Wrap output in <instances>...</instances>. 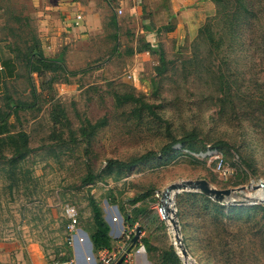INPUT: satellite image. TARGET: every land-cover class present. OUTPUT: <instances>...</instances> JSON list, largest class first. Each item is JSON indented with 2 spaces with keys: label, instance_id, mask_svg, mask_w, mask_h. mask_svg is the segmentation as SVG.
Instances as JSON below:
<instances>
[{
  "label": "rangeland",
  "instance_id": "obj_1",
  "mask_svg": "<svg viewBox=\"0 0 264 264\" xmlns=\"http://www.w3.org/2000/svg\"><path fill=\"white\" fill-rule=\"evenodd\" d=\"M172 4L101 5L96 12L117 18L116 30L55 36L50 57L63 51L65 71L24 75L4 87L0 124L17 146L26 134L30 152L14 157L8 134L0 139V240L33 245L36 262L39 255L40 264H52L69 248L64 206L76 208L79 227L90 234L93 200L104 220L115 213L118 221L124 215L134 220L160 264L162 250L175 252L158 211L161 192L203 179L236 191L221 204L199 193L176 195L188 263L264 264V209L253 208L264 207L258 202L263 191L253 190L264 181V0ZM130 98L152 105L159 119ZM185 136L195 138L162 152ZM147 153L152 156L133 168L105 169L109 160ZM217 160L230 171L225 179ZM89 172L97 176L93 181ZM231 199L242 200L236 206L244 209L229 212ZM23 252L22 258L29 254Z\"/></svg>",
  "mask_w": 264,
  "mask_h": 264
},
{
  "label": "crops",
  "instance_id": "obj_2",
  "mask_svg": "<svg viewBox=\"0 0 264 264\" xmlns=\"http://www.w3.org/2000/svg\"><path fill=\"white\" fill-rule=\"evenodd\" d=\"M104 1L107 3L114 2V0H0V96L4 92L5 86L14 84L24 75H31L30 77L35 75L29 71L27 57L25 58L23 55V51L31 46L33 40L36 42V52H41L47 59H55L64 56L62 51L57 57H50V53L54 54V52H51L49 47L53 49L55 36H60L65 40L71 38L75 31L79 34L77 38H83L92 32L97 34L103 32L107 26L112 27V30L115 29L117 18H114L111 13L108 18H101L96 12L101 5L108 8ZM171 2L173 3L172 7L175 8V0H171ZM176 4L179 5L178 2ZM198 4L201 5L202 3ZM178 14L182 20L184 19L183 16L186 15L181 11ZM76 16H81L77 25L74 23ZM68 43L71 41L69 40ZM65 48L68 50L67 46ZM76 52L81 54L80 50ZM62 61L64 62V59ZM113 216L118 218L117 213ZM113 216L104 220L109 228L110 248L106 249L109 252L119 248L122 229L128 228L124 226L123 220L114 222ZM79 230L80 236L85 238V243L75 242L74 247L67 248L65 255L75 259L77 264H87L85 257L89 255L96 258L100 250L95 252L89 233L80 227ZM139 230L142 239L146 232L140 228ZM26 246L18 240L1 239L0 264H40L39 255L38 262H36L34 254L37 253L33 245L30 249ZM145 247V254L136 256L135 264L155 263L153 256L155 251L152 250V247L155 246L149 241ZM23 251L29 253L28 255L23 254L24 259L21 256ZM30 251H33L34 254Z\"/></svg>",
  "mask_w": 264,
  "mask_h": 264
},
{
  "label": "trees",
  "instance_id": "obj_3",
  "mask_svg": "<svg viewBox=\"0 0 264 264\" xmlns=\"http://www.w3.org/2000/svg\"><path fill=\"white\" fill-rule=\"evenodd\" d=\"M109 4H111V3H109ZM115 26H116V24H115ZM206 31H208V29H206ZM35 44H36V42L33 41L31 46L26 48V53L24 54V57L25 58L27 57V62H28L27 66L29 67L30 72L37 73L38 76H40V75H42L43 71L54 72V71L59 70V69H61L62 71H65V68L63 65L64 62L62 61V58H60V57L55 58V59L45 58L41 52H36V47H35L36 45ZM130 99L133 102L139 103L140 107L145 108L149 114H151V115H153V117L159 119L158 116L155 114V112L153 110L154 107L152 105L145 104V103H143L140 100L135 99V98H130ZM15 109H17V108L15 107ZM52 115H53V118H57V117H59V112L57 110H54L52 112ZM7 134H8V136H7L8 141L11 144H13V146H14V153H13L14 157L19 156V155L22 156V155L28 154L30 152V150L26 146V134L20 135L21 146H17L16 141H14L12 135L9 134V132H7L6 129L0 124V139L2 138L3 135H7ZM81 135L84 137H87V138L89 137V134L83 130L81 132ZM192 138L194 139L195 136H190V137L185 136L179 140H172L169 144H167L165 147H163L162 152L163 153L168 152L171 149V147L174 145V143H176V142L184 143V142H188L189 139H192ZM151 156H152L151 153H147V154H144L138 158L131 159L128 162H119V161H115V160H109L107 162V166L105 169L107 171H110V169L113 167H115L117 169L133 168L136 165L148 160ZM248 167H250V166L248 165ZM87 177H88L89 181H93V179L97 176L89 172ZM187 195L197 196L198 194L187 193ZM198 196H201V198L204 197L203 195H198ZM205 200L209 202V200L207 198H205ZM90 204H91L92 213H93L94 228L91 231V233L89 234V238H90V241L92 243L93 250L96 252V251H99L101 249H109L110 248V237L108 235L109 234V228H108L106 222L104 221V219L102 217L101 211L96 206V204H94L93 200L90 201ZM212 205L217 210H223L222 207L218 206L217 204H212ZM253 208L264 209L263 206H254ZM227 209L229 210V212H233V211L243 210L244 208H242L241 206H230ZM179 215H180V211H179ZM124 222L128 226L132 227L134 225L135 221L130 219L128 217V215H124ZM143 242H144V244H147L146 240H143ZM152 250L155 252L158 251L156 248H153ZM158 260L160 261V264H166L167 262H170L171 264H179L180 263L178 256L176 255L174 250H172L171 247H169L168 250H162L161 253L158 255Z\"/></svg>",
  "mask_w": 264,
  "mask_h": 264
},
{
  "label": "built area",
  "instance_id": "obj_4",
  "mask_svg": "<svg viewBox=\"0 0 264 264\" xmlns=\"http://www.w3.org/2000/svg\"><path fill=\"white\" fill-rule=\"evenodd\" d=\"M118 14H121V11H118ZM81 19V16L75 17V25L78 24V21ZM216 171L219 175L225 179L230 174V171L227 166H225L222 160H217ZM155 197L160 198V194L156 193ZM63 215L66 221L65 233H66V244L69 247H74L75 242L79 244L85 243V238L80 236L79 223H78V212L76 208L72 205H65L63 208ZM114 222L117 221L116 217L112 219ZM136 228H125L122 229L120 236V246L115 251L109 252L108 250H100L96 258L93 256L87 255L85 261L87 264H135L136 256L143 255L146 252L145 245L141 241V234L139 239L135 244H132V239L135 235ZM57 260L53 261L52 264H77L75 259L67 257L64 253L60 255Z\"/></svg>",
  "mask_w": 264,
  "mask_h": 264
},
{
  "label": "water",
  "instance_id": "obj_5",
  "mask_svg": "<svg viewBox=\"0 0 264 264\" xmlns=\"http://www.w3.org/2000/svg\"><path fill=\"white\" fill-rule=\"evenodd\" d=\"M244 189L243 187L241 188ZM253 190L264 191V181H260L257 185L253 187ZM235 189H215L209 185L206 180H184L177 183L170 184L161 192V206L159 208V214L163 221L167 222L170 229V235L172 238V246L175 248V253L179 260L183 261V264H189V253L185 247V244L181 238L180 226L178 222V215L174 199L179 193H199L206 198L211 199L215 203H223L227 200L233 193ZM263 203L264 201H258ZM231 205H243V201L236 202L231 200L229 202ZM140 235V230L137 227L135 230V235L132 239V244H135ZM190 264H195L191 262Z\"/></svg>",
  "mask_w": 264,
  "mask_h": 264
},
{
  "label": "bare ground",
  "instance_id": "obj_6",
  "mask_svg": "<svg viewBox=\"0 0 264 264\" xmlns=\"http://www.w3.org/2000/svg\"><path fill=\"white\" fill-rule=\"evenodd\" d=\"M261 199H263L264 198V191L260 194V196H259ZM232 200V199H231ZM259 201H264V200H259Z\"/></svg>",
  "mask_w": 264,
  "mask_h": 264
}]
</instances>
